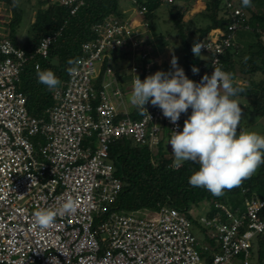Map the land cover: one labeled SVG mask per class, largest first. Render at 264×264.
<instances>
[{
    "label": "built area",
    "instance_id": "1",
    "mask_svg": "<svg viewBox=\"0 0 264 264\" xmlns=\"http://www.w3.org/2000/svg\"><path fill=\"white\" fill-rule=\"evenodd\" d=\"M60 1L71 14L84 4ZM223 1L234 19L228 31L213 29L196 41L207 46L201 50L205 60L196 83L211 76L213 60L225 71L221 56L242 27L245 12L239 0ZM146 11L132 6L122 19L110 15L94 24V36L81 44L78 72L68 73L52 90L54 103L40 116L27 109L20 74L29 59L48 56L61 30L42 37L27 53L8 36L5 22L0 23V264H264L257 242L264 238V198L259 196L236 211L217 202L221 211L212 216H195L190 210L218 241L208 259L198 248L208 245L192 232L194 222L187 213L169 206L107 213L123 184L115 174L110 143L130 138L158 150L163 138L173 155L167 144L171 131H182L191 113H182L173 124L149 101L145 107L151 119L146 113L130 115L135 74L142 81L153 74L154 60L140 29L147 28L142 18ZM133 14L142 18L139 23H133ZM119 53H128L131 86L121 77L127 70L119 69ZM69 196L80 202L76 214L57 217L45 232L33 228L36 210L58 207Z\"/></svg>",
    "mask_w": 264,
    "mask_h": 264
},
{
    "label": "trees",
    "instance_id": "2",
    "mask_svg": "<svg viewBox=\"0 0 264 264\" xmlns=\"http://www.w3.org/2000/svg\"><path fill=\"white\" fill-rule=\"evenodd\" d=\"M23 1L29 0H19V7L13 8V0H0L10 12L5 25L8 36L14 42L16 28L24 15L20 3ZM36 1L38 8L31 23V34L23 45L26 52H33L42 37L61 30V34L52 42L48 56L43 58L36 55L29 59L20 74L19 88L26 95L27 109L30 114L36 116L42 115L46 108L54 103L52 90L49 91L45 85L38 82V67L41 71L52 70L62 83L68 77L67 69L70 65L67 61L77 60L82 55L81 44L94 36L93 25L110 15L122 19L125 16V9L135 6L140 10L145 6L147 11L142 18L147 21V28H152L156 10L163 5L170 6L168 21L180 34L182 43L183 64L179 67L183 68L187 78L194 82L198 74H194L191 69L195 66L200 72V65L205 60L203 53L201 57H196L191 51L194 42L213 29L228 31V26L234 19L223 0H206V6L201 14L208 22L197 28L192 21L184 20V15L190 9L193 0H136L135 2L127 0V5H123L122 0H84V4L75 14H71L70 8L60 0ZM178 1L183 3L178 4ZM251 2L252 6L246 8L239 0V5L245 12L241 22L242 27L251 31L253 40L244 47L235 41L226 49L221 60L225 71L233 74L235 84L245 89L237 96L247 97L246 111L254 117L264 118V0H251ZM152 70L174 71L168 63H154ZM238 78L244 79L246 83H240ZM130 115L139 118L142 114L133 106ZM109 155L115 166V174L122 179L123 184L115 201L108 207L107 213L113 210L124 212L157 210L162 206H169L187 213L194 224H198L197 219L190 214V210L204 200L209 203L205 214L212 216L221 211L215 205L217 202L236 211L244 207L246 201L253 196L264 198V164L240 187L225 190L222 196L217 197L204 188L189 184L191 174L199 170L198 164L185 161L179 168L172 167L173 155L166 151L163 138L159 141L156 153L146 143H139L130 138L115 139L109 145ZM105 215L106 213L103 216ZM257 242L259 257L264 259V238L259 236ZM206 244L208 248L203 249V255L208 259L210 253L218 249V241L207 235Z\"/></svg>",
    "mask_w": 264,
    "mask_h": 264
},
{
    "label": "clouds",
    "instance_id": "3",
    "mask_svg": "<svg viewBox=\"0 0 264 264\" xmlns=\"http://www.w3.org/2000/svg\"><path fill=\"white\" fill-rule=\"evenodd\" d=\"M241 2L243 7L252 6L251 0ZM12 7H19V0H13ZM204 47L207 46L203 41L194 42L191 51L201 57ZM67 63L70 65L68 73L75 75L79 61L69 59ZM212 63L211 76L205 74L196 83L187 78L183 68L178 66V58L173 55L171 66L174 71H157L143 81L135 74L128 101L151 119L145 107L150 101L173 124H177L182 113L191 109L183 130L171 131L167 142L174 156L172 167L179 168L185 161L198 164L199 170L191 174L189 184L219 197L225 190L240 187L264 164V135L238 131L243 110L234 97L245 89L235 84L232 73L217 66L219 60ZM191 70L194 74L199 73L195 66ZM37 76L38 82L49 91L61 84L52 70L41 71L38 67ZM79 207V200L69 196L58 207L40 208L33 213V228L40 232L50 230L57 217L72 216Z\"/></svg>",
    "mask_w": 264,
    "mask_h": 264
},
{
    "label": "rangeland",
    "instance_id": "4",
    "mask_svg": "<svg viewBox=\"0 0 264 264\" xmlns=\"http://www.w3.org/2000/svg\"><path fill=\"white\" fill-rule=\"evenodd\" d=\"M20 3L24 10V15L21 22L16 28L15 42L19 46H23L31 34V23L35 18L38 5L36 0L23 1ZM121 3L123 5H127L128 1L122 0ZM181 3L183 2L178 1V4ZM205 6H206V0H193L190 5V9H188L184 15L185 22L189 20L192 21L196 28L205 25L208 22V20L205 17H203V15L201 14V11L204 10ZM43 7H46V5H43ZM169 9L170 6L167 5H163L162 7H160L155 12L156 17H154V19L152 20L153 23L152 28L145 27L146 30L143 28L140 29L143 30L142 36L145 40L144 45L147 46L149 50H151L152 59L154 60V63H158V64L168 63L171 65L172 56L175 55L178 58V66H182L183 57L181 50L182 47L181 37L178 31L174 27H172L171 22L168 21ZM133 15L135 20L133 21V23L134 24L139 23V20L141 21L142 18L139 19L135 14ZM9 16H10V12L7 10V7L3 3H0V23L6 22ZM168 32H170V35H168ZM191 38L192 37H190V39ZM252 40H253V35L251 31H249L247 28L244 27L238 28V30L235 33L236 43L244 47L247 46V44L250 43ZM124 54L119 53L117 57L120 70H127L128 67L127 65L130 63L127 60L128 53H124ZM128 70L125 73H122L121 75L124 79L127 80L128 84L125 85L131 86L129 83L131 76ZM155 72H157V70L153 71V74ZM237 80L240 83H246L244 79L238 78ZM234 99L238 100L240 107L243 110L242 112L243 117L240 121L239 129L246 131H253L261 135H264V118L254 117L246 111V103L248 102L247 97L236 96L234 97ZM128 106L132 107L133 105L129 103ZM190 115L191 113L189 114V116ZM165 134L163 133L162 136H165ZM152 151L156 153L157 148L154 147ZM173 160H174V156H173ZM208 207H209L208 201L204 200L200 202L198 206L192 208V213L195 216L205 214L207 213L206 210L208 209ZM192 232L196 235V237L199 239L200 242L206 243V236L208 235L207 229H205L202 225L194 224L192 227ZM98 238H100L99 235ZM198 248L201 256L204 258L203 248L201 246H198Z\"/></svg>",
    "mask_w": 264,
    "mask_h": 264
},
{
    "label": "crops",
    "instance_id": "5",
    "mask_svg": "<svg viewBox=\"0 0 264 264\" xmlns=\"http://www.w3.org/2000/svg\"><path fill=\"white\" fill-rule=\"evenodd\" d=\"M129 107H131V106H129Z\"/></svg>",
    "mask_w": 264,
    "mask_h": 264
}]
</instances>
